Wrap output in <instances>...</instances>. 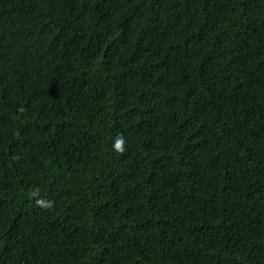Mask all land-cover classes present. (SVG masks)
Instances as JSON below:
<instances>
[{
    "label": "trees",
    "instance_id": "16d2710c",
    "mask_svg": "<svg viewBox=\"0 0 264 264\" xmlns=\"http://www.w3.org/2000/svg\"><path fill=\"white\" fill-rule=\"evenodd\" d=\"M0 264H264V0H0Z\"/></svg>",
    "mask_w": 264,
    "mask_h": 264
},
{
    "label": "clouds",
    "instance_id": "9594fccd",
    "mask_svg": "<svg viewBox=\"0 0 264 264\" xmlns=\"http://www.w3.org/2000/svg\"><path fill=\"white\" fill-rule=\"evenodd\" d=\"M127 141L123 135V133H118L114 142H113V149L117 152L123 153L126 148ZM29 198L34 199L35 204L39 207H42L46 210H51L55 206V201L47 200L39 195V188H35L29 191Z\"/></svg>",
    "mask_w": 264,
    "mask_h": 264
}]
</instances>
